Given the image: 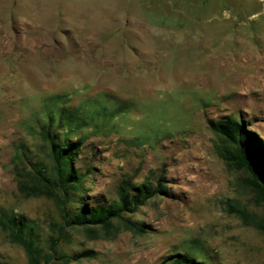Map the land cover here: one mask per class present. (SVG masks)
<instances>
[{
    "label": "rangeland",
    "instance_id": "rangeland-1",
    "mask_svg": "<svg viewBox=\"0 0 264 264\" xmlns=\"http://www.w3.org/2000/svg\"><path fill=\"white\" fill-rule=\"evenodd\" d=\"M227 118L264 143V0H0V221L39 264H264V199L225 159ZM45 132L74 148L69 223L35 189L54 180ZM125 183L161 193L108 232L70 221ZM0 264H31L1 227Z\"/></svg>",
    "mask_w": 264,
    "mask_h": 264
},
{
    "label": "trees",
    "instance_id": "trees-1",
    "mask_svg": "<svg viewBox=\"0 0 264 264\" xmlns=\"http://www.w3.org/2000/svg\"><path fill=\"white\" fill-rule=\"evenodd\" d=\"M214 130L225 142L234 148L233 152L225 156L226 161L229 164L235 163L240 170H245L250 174L253 178L254 188L259 191L264 199V143L261 142L255 133L248 131L242 122L233 118L217 122L214 125ZM43 137L52 148L51 157L55 163L53 169L54 180L42 176L46 172L40 171L39 178L42 177L48 184L41 185L35 189H41L45 197L55 200L61 208L63 220L65 223H69V216L65 210L68 202L64 198H66L69 191L81 192L80 190H83L82 180L76 176L73 170L71 156L74 148L73 145L69 144L70 140H63L64 146L57 144L56 140L51 137L50 132L43 133ZM58 188L63 192L64 197H62V193ZM25 189V186L21 184L20 191L25 193ZM55 191L59 192L61 196ZM159 193H161V190L154 189L150 184L134 186L131 183H125L119 190L116 203L108 207L89 208L82 201L79 203L81 206L80 211L75 213L70 221L85 228L93 227L94 229L108 232L113 227L115 220L123 221L126 215L136 213L140 207L144 206ZM0 227L4 231L9 232V238L13 243L20 245L25 250L31 260V264H39L42 250L36 248L34 239L26 238L22 230L12 228L4 221H0ZM125 227L128 230H137L136 224L129 220L126 222ZM175 264L203 263H195L181 258Z\"/></svg>",
    "mask_w": 264,
    "mask_h": 264
}]
</instances>
